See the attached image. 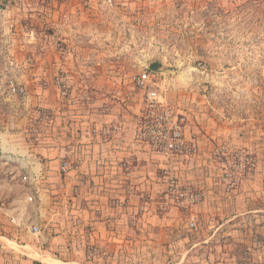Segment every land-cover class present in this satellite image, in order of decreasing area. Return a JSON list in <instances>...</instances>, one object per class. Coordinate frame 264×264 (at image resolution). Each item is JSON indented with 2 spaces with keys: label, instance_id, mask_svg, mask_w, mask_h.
Returning <instances> with one entry per match:
<instances>
[{
  "label": "crops",
  "instance_id": "obj_1",
  "mask_svg": "<svg viewBox=\"0 0 264 264\" xmlns=\"http://www.w3.org/2000/svg\"><path fill=\"white\" fill-rule=\"evenodd\" d=\"M57 73L51 88L37 86L34 101L12 95V83L0 86V264H170L156 262V247H182L210 206L234 203L241 191L229 186L227 169L235 154L260 148L264 133L232 126L193 90L167 91L197 152H156L138 139L144 92L92 98ZM166 175L201 201L188 210L166 204Z\"/></svg>",
  "mask_w": 264,
  "mask_h": 264
},
{
  "label": "rangeland",
  "instance_id": "obj_2",
  "mask_svg": "<svg viewBox=\"0 0 264 264\" xmlns=\"http://www.w3.org/2000/svg\"><path fill=\"white\" fill-rule=\"evenodd\" d=\"M155 62L165 100L193 90L232 126L264 133V0H0V86L27 85L12 95L33 100L61 71L92 98L137 93ZM261 142L227 169L234 203L210 206L182 247H156L157 263L264 264Z\"/></svg>",
  "mask_w": 264,
  "mask_h": 264
},
{
  "label": "built area",
  "instance_id": "obj_3",
  "mask_svg": "<svg viewBox=\"0 0 264 264\" xmlns=\"http://www.w3.org/2000/svg\"><path fill=\"white\" fill-rule=\"evenodd\" d=\"M62 84V80L59 79L57 85L61 89ZM134 86L144 92V107L137 130L139 141L149 144L156 152L171 154L175 157L189 158L195 155L197 145L188 142L185 138L186 117L175 111L156 90L155 76L146 70L136 77ZM11 92L20 95L25 94L24 89L14 86L11 88ZM63 94L67 96L68 92L64 90ZM87 100L88 95L83 93L80 102L85 103ZM41 116L46 120L50 119L48 112H42ZM243 157L246 155L239 158L237 154L232 160L234 162L238 158L239 167L243 168L249 162L248 157L245 158L246 161ZM62 169L66 173L69 170V165L64 163ZM164 180L168 187L165 196L166 204L171 203L180 209H189L201 201L202 196L199 193L182 189L170 175H166ZM194 226L195 222L191 224L192 228ZM89 253L91 256L96 254L93 249Z\"/></svg>",
  "mask_w": 264,
  "mask_h": 264
},
{
  "label": "water",
  "instance_id": "obj_4",
  "mask_svg": "<svg viewBox=\"0 0 264 264\" xmlns=\"http://www.w3.org/2000/svg\"><path fill=\"white\" fill-rule=\"evenodd\" d=\"M147 71L151 74H164V72L161 70V64L160 63H153L152 65H150L147 69Z\"/></svg>",
  "mask_w": 264,
  "mask_h": 264
}]
</instances>
